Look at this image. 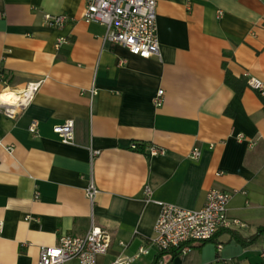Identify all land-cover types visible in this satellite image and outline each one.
<instances>
[{"label":"crops","instance_id":"obj_1","mask_svg":"<svg viewBox=\"0 0 264 264\" xmlns=\"http://www.w3.org/2000/svg\"><path fill=\"white\" fill-rule=\"evenodd\" d=\"M84 5L0 0V95L43 81L18 119L0 108V141L15 148L0 147V264H37L41 247L85 236L92 218L113 237L98 264L131 259L143 246L149 254L132 264H157L150 242L159 203L200 210L211 189L234 193L229 218L243 227L167 264H264V236L250 241L264 228V96L245 76L264 84V0H158L161 57L150 59L106 43L104 26L81 20ZM46 15L70 20L50 28ZM227 72L244 84L241 93ZM68 120L74 145L53 132ZM151 146L165 154L149 156ZM91 149L101 151L93 163ZM90 180L100 191L93 207Z\"/></svg>","mask_w":264,"mask_h":264},{"label":"built area","instance_id":"obj_2","mask_svg":"<svg viewBox=\"0 0 264 264\" xmlns=\"http://www.w3.org/2000/svg\"><path fill=\"white\" fill-rule=\"evenodd\" d=\"M84 10L81 20L86 24H99L106 28L104 41L112 45L121 46L130 54L143 59L153 57L160 58V44L157 28L158 0H84ZM66 15H46L45 23L50 28L62 29L69 22ZM64 43V39L58 41V45ZM124 64V61L121 62ZM247 84L250 88L264 96V84L262 81L246 73ZM43 81L29 83L22 90H10L6 88L0 95V108L4 115L12 120L18 119L32 104L36 94L40 91ZM93 97L97 95L95 88L91 89ZM157 107L164 103V91H159L154 100ZM29 131L35 137L38 136L36 123H32ZM53 132L59 136L66 145L75 143V122L68 120L54 127ZM242 138V137H240ZM0 147L12 155L15 148L5 147L0 141ZM138 149V143L131 146ZM151 157L164 155L163 149L151 146L146 150ZM101 151L91 149V161L99 157ZM201 157V151L195 148L191 153L193 160ZM145 195L149 199L152 189L145 187ZM100 191L94 180H90L85 190L86 197L93 207ZM234 193L211 189L207 193L205 206L200 210H187L168 203H159L160 215L155 226V237L150 245L155 247L161 255L157 264H167V259L172 257V250L177 249L181 254H187L192 250L193 244L213 240L221 230L231 229L234 226L243 227L237 220L229 218V205ZM3 223H0V234ZM113 237L111 233L95 224L83 237L63 236L58 245L54 247H41L37 264H98V258L105 256L111 249ZM122 248L127 244L120 242ZM218 245V251L222 250ZM149 249L145 246L138 250L131 259L120 258L112 264H132L142 255H148Z\"/></svg>","mask_w":264,"mask_h":264},{"label":"trees","instance_id":"obj_3","mask_svg":"<svg viewBox=\"0 0 264 264\" xmlns=\"http://www.w3.org/2000/svg\"><path fill=\"white\" fill-rule=\"evenodd\" d=\"M226 83L230 87H232L234 90H236L237 92H239V93H241L242 92L241 89L244 88V84L241 81H238L234 77H232V75L229 72H227V74H226ZM261 236H264V228L259 229L258 233L254 237H252V239L250 241L251 242H254L258 238H260ZM207 242H210V241H207ZM171 253L173 255L181 254L180 251L177 250V249L172 250ZM160 256L161 255H159V257Z\"/></svg>","mask_w":264,"mask_h":264},{"label":"rangeland","instance_id":"obj_4","mask_svg":"<svg viewBox=\"0 0 264 264\" xmlns=\"http://www.w3.org/2000/svg\"><path fill=\"white\" fill-rule=\"evenodd\" d=\"M70 264H75V263H70Z\"/></svg>","mask_w":264,"mask_h":264}]
</instances>
